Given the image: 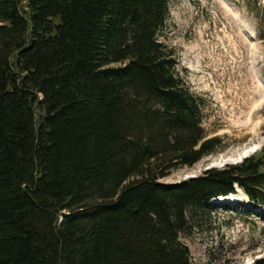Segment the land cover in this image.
I'll return each instance as SVG.
<instances>
[{
	"label": "trees",
	"instance_id": "obj_1",
	"mask_svg": "<svg viewBox=\"0 0 264 264\" xmlns=\"http://www.w3.org/2000/svg\"><path fill=\"white\" fill-rule=\"evenodd\" d=\"M167 15V0H0V264H191L179 234L235 187L264 220V145L160 180L223 145L158 38Z\"/></svg>",
	"mask_w": 264,
	"mask_h": 264
},
{
	"label": "rangeland",
	"instance_id": "obj_2",
	"mask_svg": "<svg viewBox=\"0 0 264 264\" xmlns=\"http://www.w3.org/2000/svg\"><path fill=\"white\" fill-rule=\"evenodd\" d=\"M167 0L158 38L171 47L175 70L202 102L201 125L223 145L190 167L161 178L177 182L235 162L264 145V0ZM245 148L244 151L242 149ZM235 189L210 201L179 240L191 264H252L264 257V220Z\"/></svg>",
	"mask_w": 264,
	"mask_h": 264
},
{
	"label": "bare ground",
	"instance_id": "obj_3",
	"mask_svg": "<svg viewBox=\"0 0 264 264\" xmlns=\"http://www.w3.org/2000/svg\"><path fill=\"white\" fill-rule=\"evenodd\" d=\"M244 150H245V148L242 149V151H244ZM237 190L240 191L239 189H237ZM228 197H229V195L226 196V197H224V199H225V198H228ZM219 199H220V198H219ZM216 200H217V199H216Z\"/></svg>",
	"mask_w": 264,
	"mask_h": 264
},
{
	"label": "water",
	"instance_id": "obj_4",
	"mask_svg": "<svg viewBox=\"0 0 264 264\" xmlns=\"http://www.w3.org/2000/svg\"><path fill=\"white\" fill-rule=\"evenodd\" d=\"M246 155H247V154H246ZM246 155H245V156H246ZM243 157H244V156H243ZM240 159H241V158H240ZM240 159H239V160H240ZM239 160H237V161H239ZM237 161H235V162H237ZM231 162H233V161H231ZM189 177H192V176H189Z\"/></svg>",
	"mask_w": 264,
	"mask_h": 264
}]
</instances>
